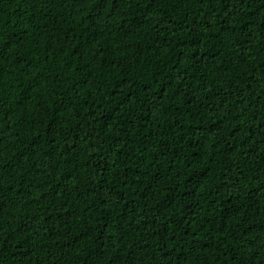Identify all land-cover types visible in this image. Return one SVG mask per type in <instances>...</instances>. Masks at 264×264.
<instances>
[{"label": "trees", "instance_id": "trees-1", "mask_svg": "<svg viewBox=\"0 0 264 264\" xmlns=\"http://www.w3.org/2000/svg\"><path fill=\"white\" fill-rule=\"evenodd\" d=\"M0 264H264V0H0Z\"/></svg>", "mask_w": 264, "mask_h": 264}]
</instances>
